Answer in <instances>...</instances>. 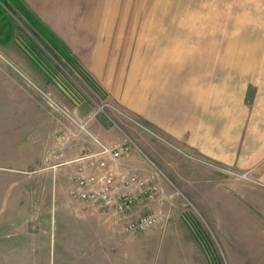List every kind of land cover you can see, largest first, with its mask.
<instances>
[{"label": "rangeland", "instance_id": "1", "mask_svg": "<svg viewBox=\"0 0 264 264\" xmlns=\"http://www.w3.org/2000/svg\"><path fill=\"white\" fill-rule=\"evenodd\" d=\"M1 8L0 264H264V0ZM80 115L114 125L93 151L130 143L109 165L117 182L134 175L155 187L124 215L73 198L81 161L46 152L60 147L63 117ZM102 211L121 226L113 240L94 218L74 217ZM142 213L159 219L126 230Z\"/></svg>", "mask_w": 264, "mask_h": 264}, {"label": "built area", "instance_id": "2", "mask_svg": "<svg viewBox=\"0 0 264 264\" xmlns=\"http://www.w3.org/2000/svg\"><path fill=\"white\" fill-rule=\"evenodd\" d=\"M43 95L52 103L51 98L43 93ZM131 121H134L139 127L150 132L143 124L133 120L131 117H124ZM95 142H98L97 138L86 129V122H79L74 120ZM98 151H92L86 153L77 160L81 161V164L77 167L76 173L73 178L72 186L70 189V195L73 198L82 200L91 204L104 205L108 207H114L116 211H123L129 205H132L141 195H145L155 187L148 185L145 181L140 180L134 175L127 176L120 181H116L111 171H109V165L111 162L116 161L124 154L130 151L131 145L128 141L116 143L112 145L100 144ZM104 155L103 158L96 159L97 155ZM188 156V153H187ZM86 162L87 164L83 163ZM89 165V166H88ZM86 167H93L91 171H87ZM151 178L153 176L151 175ZM122 186L123 189H119ZM138 187L141 194H137L131 190V187ZM159 217L152 213H142L135 220L129 221L126 224V230H143L153 226Z\"/></svg>", "mask_w": 264, "mask_h": 264}, {"label": "crops", "instance_id": "3", "mask_svg": "<svg viewBox=\"0 0 264 264\" xmlns=\"http://www.w3.org/2000/svg\"><path fill=\"white\" fill-rule=\"evenodd\" d=\"M1 18H2V8H1V3H0V19ZM28 49H29V51L26 50V52L29 54V56L33 57L32 53H31L32 52L31 49L29 47H28ZM41 70L44 71V69L42 67H41ZM30 73L33 74V72H30ZM40 84H42V83H40ZM68 96L70 97V99L73 101L74 104H77L76 103V97L73 98L69 94H68ZM79 102H81V101H79ZM63 118L65 119L64 123L66 122V124H64L63 126H59V127L57 126V130H56V131L60 130L63 133L61 135V137H57L58 141H59V138L61 139V142L59 144L60 147L53 145V149L50 151L48 150L46 152L55 153L57 155H65L66 153H75V155H77L75 157L76 158V164H77V159L79 157H81V155L95 150L96 144H95L94 140L92 138L90 139L84 131H83V133H82V131L78 132L77 126L74 129L77 132V134L75 132H72L73 130H71L70 127L73 128L72 123L73 124L76 123L74 120L82 122V121L88 119V121H87L88 130L95 137H97L98 134L102 133L103 131L109 132V130L114 128V125H112L110 123V121L108 120V117H81V115H80L78 117H63ZM25 129L27 130V127H25ZM117 129H118V127H117ZM121 132L124 133L123 130ZM15 145L17 146V144H15ZM48 147L51 148L52 144L51 145L49 144L47 146V148ZM75 158H74V160H75ZM64 163H65V161H59V162L52 164L51 167L55 168V167H58L60 165H63ZM134 205H131L128 207L131 208ZM120 212H123V214H121V215H124V213H125L124 211H120ZM74 217L80 218L81 220H85L86 218H89V217L94 218V224L96 226V229L104 232L106 234V237L107 238L109 237V239L113 240L114 236L118 237L120 235L119 233H120L121 226H116V227L114 226V222H118L117 221L118 219H115L114 215H112L109 211H105V212L104 211H102V212H82V213L80 212L79 215L74 216ZM120 217L121 216L119 215L117 218H120ZM114 219H115V221H114ZM120 221L123 222V220H120ZM82 223H83V221H82ZM107 234H109V235H107ZM122 235H128V233L126 232V233H123Z\"/></svg>", "mask_w": 264, "mask_h": 264}, {"label": "trees", "instance_id": "4", "mask_svg": "<svg viewBox=\"0 0 264 264\" xmlns=\"http://www.w3.org/2000/svg\"><path fill=\"white\" fill-rule=\"evenodd\" d=\"M0 2L2 3V2H4V0H0ZM26 16V15H25ZM27 18H31L28 14H27ZM30 20V19H29ZM31 23L33 24V26H35V28L40 32V33H42L43 35H47L48 37H52V38H54V33L48 28V27H46V28H43V26L41 25V24H39V23H37V22H34L33 20H31ZM30 27V26H29ZM30 29H32L33 30V28H31L30 27ZM35 31V30H34ZM33 31V32H34ZM34 34L35 35H37V32L35 31L34 32ZM55 38H56V36H55Z\"/></svg>", "mask_w": 264, "mask_h": 264}]
</instances>
